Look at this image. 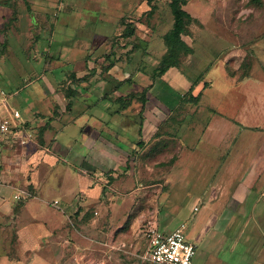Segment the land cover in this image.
I'll list each match as a JSON object with an SVG mask.
<instances>
[{
  "label": "crops",
  "instance_id": "crops-1",
  "mask_svg": "<svg viewBox=\"0 0 264 264\" xmlns=\"http://www.w3.org/2000/svg\"><path fill=\"white\" fill-rule=\"evenodd\" d=\"M147 5V0H0V34L8 25L17 34L22 23L26 22L27 30H30V47L36 46L40 32H46L51 41L57 27H74L72 32L61 31L64 34L60 40L63 46L59 48L68 54L64 53L62 58L60 50L53 56H45L44 76L48 73L55 75L53 70L57 66L73 65L72 69L62 71L63 77L56 80V85H49L51 103L43 111H37L30 120L22 119L20 114L17 120L14 119L12 133L1 142L0 217L15 213L16 218L27 221L16 229L18 259L11 261L6 257L0 260V264H20L27 251L37 246L39 241L48 239L64 218L78 216L85 203H93L99 198L104 182L110 183L117 175L118 161L129 162V166L125 164L120 172L134 174L131 161L137 159L140 187L147 191L154 187L155 206L164 210L161 217L165 215V219H176L174 210L177 209H192L190 216L194 217L195 211L203 207L206 210L203 225L217 226L221 230V226L226 228L235 223L239 234L245 235L248 245L240 256L242 262L264 264V146L259 144L254 152H244L242 145L251 146L248 141L253 139L251 134H247L250 138L240 135L235 121L228 115L234 112L233 107H228L232 102L220 89L195 87L191 94H201L196 104L179 108L180 100L186 92L188 94L190 86L182 76L184 67L181 65L194 63L195 69L207 62V69L201 67L197 78L209 79V82L234 78L237 82L241 80V60L234 59L235 63H231L228 59L236 57V51L242 50V47L234 45L225 48L227 51H215L213 44L208 42L202 47H213V53L209 57L202 54L195 62L196 46L189 30L181 38L192 48V52L182 57L178 66L181 70H176L186 89H170L158 97L162 104L167 103L166 110L159 105L147 108L149 105L144 104L141 116H138L130 112L132 105L120 109L115 97L128 93L123 81L133 79L131 75L120 79L113 70L120 62L133 59L127 53L132 47L127 40L134 36L121 39L119 43H115L113 37L120 32L118 22L123 18L133 23L136 34L137 23L141 24L140 17L147 11ZM124 11L128 13L124 14ZM4 43L0 40L1 45ZM146 45L143 42L138 64L149 54ZM136 49L140 50V47ZM115 57H119V61L104 70L102 66ZM186 71L189 72L188 69ZM71 72L75 76L73 82L70 81ZM248 72L251 73V69ZM164 74L155 79L153 86L156 81L162 82ZM83 76L87 79L77 82ZM65 79L66 85L75 89L76 96L71 100L59 88ZM117 81L123 84L117 87ZM171 91L175 92V96ZM147 98L148 95L145 103ZM103 101L105 104L101 106ZM176 110L182 111L183 115L169 130L171 134L154 136L167 114ZM106 112L109 117H117L124 130L134 127V137L126 142L127 145L109 139L107 129H114L115 124L110 122ZM147 112L153 118H149ZM197 113H201V117ZM72 126L81 133L74 141H71V136H66V133L71 134L68 130ZM180 126L184 128L182 133H179ZM16 132H29L32 137L29 142L20 144L13 135ZM76 143L79 148H75ZM136 146L138 157L128 152ZM153 159L160 160L162 164L146 170L147 163ZM231 161L237 164L229 171ZM227 171L233 172L232 178L226 175ZM18 190L24 193L15 198L13 195ZM54 200L58 201L57 204ZM179 220L173 222L175 226L169 229L160 227L157 220L154 222L160 230L170 231L181 222H186ZM205 236H191L188 231L185 232L186 239L194 243L196 250L197 242L204 243ZM143 241L139 258L146 246L144 231ZM218 242V245L213 244V252L204 254L207 259L202 264H232L219 257L221 251L217 248L223 242L220 232ZM211 258L217 260L211 261Z\"/></svg>",
  "mask_w": 264,
  "mask_h": 264
},
{
  "label": "rangeland",
  "instance_id": "rangeland-1",
  "mask_svg": "<svg viewBox=\"0 0 264 264\" xmlns=\"http://www.w3.org/2000/svg\"><path fill=\"white\" fill-rule=\"evenodd\" d=\"M151 1L156 6L155 10L152 14H147V11L142 13L141 24L137 23L134 43L137 45L135 48L140 47V50L134 48L127 51L133 56V59L130 62H125V60L120 62L113 70L115 76L120 79L128 78L131 75L132 84H124V89L127 92L139 91L143 85L150 81L147 76L148 72L157 64V60L164 51L161 36L172 23L168 0ZM135 2L133 1V3ZM147 6L146 9L149 10L150 4ZM183 7L185 10H189L190 14L196 16L187 27L196 46L193 61L199 60L202 54L209 57L213 53V47L207 49L202 47L208 42L213 44L215 51L234 45L242 47V50L236 51V57L228 60H241L240 64L247 65L248 69H251V73L242 74L241 80L237 82L234 81V78H231L230 81L216 79L217 82L201 79L193 89L195 87L208 90L220 89L226 92L232 102L228 107H233L234 110L228 115L235 121V126L242 137L250 138L247 134H251L253 139L248 141L252 144L251 146L245 144L242 145V148L245 153L254 152L257 145L264 146V0H187ZM126 13L128 12L124 14ZM25 23H22L19 28L20 32L17 34L9 25L4 29L3 35L0 34V40L5 42L0 44V91L5 97L3 110L7 115L12 116V109H17L22 119L30 120L37 111H43L46 105L51 103L48 96L49 85H56V80L63 77V70L73 68V65L57 66L53 70L55 75L52 76L48 72L45 76L43 75L45 56L59 53L61 50L59 47L63 46V42L60 40L64 34L61 31L72 32L74 27H57L58 30L56 29L57 32L54 33V38L51 41H49V35L46 32H40V38L36 42L35 48L30 47V33H28L30 30H27L28 27ZM143 42L147 43L149 54L141 64H138L139 53L143 50L141 48ZM61 51L63 56L60 57L63 58L67 51ZM134 51L136 52L134 53ZM233 61L231 63H235ZM193 64L181 65L184 67L182 76L188 80L189 85L191 80L196 79L198 73L200 74L201 67L207 69L209 65L205 62L202 66H196L194 69ZM178 68L180 67L170 68L164 74L161 83L160 81L155 82L147 94L146 103H144L146 106L149 105L147 108L159 105L166 110L167 103L162 104L158 97L170 89H186V85L184 86L180 80L182 78L176 75ZM190 77L193 78L190 79ZM171 93L175 96L174 91ZM56 98L59 100L58 97ZM104 104V101L101 102V106ZM113 106L116 105L113 104ZM61 107H63L62 104ZM132 108L130 112L137 114L140 103L135 100ZM146 114L149 118H153L151 113L147 112ZM106 115L108 116L109 113L106 112ZM197 116L201 117V113H197ZM109 119L112 124H115L113 132L107 129L110 133L109 139L113 138L117 143L127 145L126 142L134 137V127L129 129L126 127L127 130H124L117 117L110 116ZM171 126L172 123L168 129L164 128V130H170ZM182 127L178 128L179 133H182L184 129ZM68 131L71 134L66 133V136H71V141L81 135L74 126L70 127ZM26 133L23 132L21 136H25ZM75 146V148H79L78 143ZM128 152L132 156L138 157L137 146ZM117 164L119 170H122L125 164L129 166V162L123 160L118 161ZM147 164L146 170H149L161 165L162 162L153 159ZM236 164V161H231L229 171H232ZM131 166L135 169L134 174H126L117 170L115 181L111 179L110 183L104 182V190L96 201L85 203L78 216L64 218L62 224L52 231L48 239L39 241L37 246L27 251V255L21 259L20 264H155L149 261L140 262L138 257L144 247L143 231L145 233L147 224L155 220L162 228H172L175 226V223H172L179 218V221H186L185 232L188 231L189 235H206L204 243L197 242L193 264H202V261L207 259L204 254L213 252V244L218 245L219 243V232L223 240L221 246L217 248L221 251L219 257L221 259L224 257V260H229L232 264H246L244 261L242 262L240 256L248 243L245 241V235L239 234V228L234 222L233 225L229 224L226 228L221 226V230L217 226L203 225L202 218L206 215V210L203 207L195 211L194 217L190 216L192 209L174 210L178 217H175L176 219H165V215L161 217L164 210L155 206L156 191L154 187L149 191L140 187L138 159L131 161ZM232 173L227 171L226 175L232 178ZM174 191L177 192V190ZM185 213L187 214L183 216ZM24 219L16 218L15 213L0 217V260H5L6 257L11 261L18 259L19 245L16 239V229L27 221ZM262 228L264 229V226ZM216 260V258H211V261Z\"/></svg>",
  "mask_w": 264,
  "mask_h": 264
},
{
  "label": "trees",
  "instance_id": "trees-1",
  "mask_svg": "<svg viewBox=\"0 0 264 264\" xmlns=\"http://www.w3.org/2000/svg\"><path fill=\"white\" fill-rule=\"evenodd\" d=\"M148 4H150L149 10H147V14H152V12L155 10V4L151 3V0H147ZM187 0H168V6L170 8V12L172 15V23L169 29H167L161 36L163 44H164V51L161 53L160 58L157 62V64L151 69L150 72H148L149 82L146 83L141 87L139 91H133L128 92L125 95H119L115 97V102L120 106V109L127 108L130 105L133 104V102L136 100L140 103V110L137 113L138 116H141V112L144 109V103L146 96L149 92V89L153 86V83L157 77H160L162 74H164L170 67H178L182 63V57L187 55L188 53L192 52V48L189 47L184 40L181 38L182 34L189 33V29H187L188 25L194 20L191 16V14L184 9V5L186 4ZM118 25L121 26V30L119 33L114 35L113 41L115 43H119L121 39H127V37H133L131 40H127L129 43L132 44V48H130L128 51L133 50L137 45L134 43L136 35H135V27L132 22H126L123 19H120L118 22ZM138 41H141L138 39ZM128 53V52H127ZM117 61H119V57H115L114 59H111L108 63L104 64L102 67L104 70H108L112 65L116 64ZM242 68V72L240 77L246 75L245 73H248L249 69L248 66L244 65V63L240 64ZM70 81L73 82L75 80L74 72L70 73ZM246 77V76H245ZM74 80H73V79ZM87 77L83 76L78 79L77 82L85 81ZM67 80H63L59 85L60 89H62L65 93V96L68 99H72L76 96L75 89L67 84ZM201 81V77H198L196 79L191 80L190 86L188 88V94L187 92L182 96L179 108L186 105H194L198 101L200 97V93H198L197 96H193L191 94L192 89L194 88V85ZM127 84H132V80L128 79L126 81H123ZM122 81H117L115 85L118 87L119 85L123 84ZM70 102L67 103L69 105ZM180 110V109H179ZM176 110L172 114H167L166 118L162 122V124L158 127L156 130L154 136H158L161 134L170 135L171 132L168 129L170 127V123H172L173 127L176 124V121H178V117H182L183 112ZM167 127V128H166Z\"/></svg>",
  "mask_w": 264,
  "mask_h": 264
},
{
  "label": "built area",
  "instance_id": "built-area-1",
  "mask_svg": "<svg viewBox=\"0 0 264 264\" xmlns=\"http://www.w3.org/2000/svg\"><path fill=\"white\" fill-rule=\"evenodd\" d=\"M4 101L5 97L0 91V152L2 140L12 133L14 119L17 120L20 117V113L16 109H12V116L7 115L3 110ZM13 135L20 144H25L31 139L29 132L25 136H21L22 133L17 134V132ZM22 193L24 191L18 190L13 196L19 198ZM57 202L54 200V204ZM186 225V222H181L170 231H162L155 222L148 223L144 233L146 246L140 255L141 261H149L155 264H192L196 247L185 237Z\"/></svg>",
  "mask_w": 264,
  "mask_h": 264
}]
</instances>
